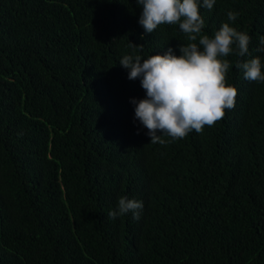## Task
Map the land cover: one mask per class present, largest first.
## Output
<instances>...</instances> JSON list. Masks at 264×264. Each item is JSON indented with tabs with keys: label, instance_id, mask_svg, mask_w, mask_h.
Segmentation results:
<instances>
[{
	"label": "trees",
	"instance_id": "trees-1",
	"mask_svg": "<svg viewBox=\"0 0 264 264\" xmlns=\"http://www.w3.org/2000/svg\"><path fill=\"white\" fill-rule=\"evenodd\" d=\"M141 12L0 0V264H264V82L235 66L264 63V0L201 6L202 34L228 22L251 37L226 57L235 107L164 145L135 118L146 92L119 61L130 43L147 58L191 41L178 24L145 33ZM121 196L143 201L139 220L108 217Z\"/></svg>",
	"mask_w": 264,
	"mask_h": 264
},
{
	"label": "clouds",
	"instance_id": "clouds-1",
	"mask_svg": "<svg viewBox=\"0 0 264 264\" xmlns=\"http://www.w3.org/2000/svg\"><path fill=\"white\" fill-rule=\"evenodd\" d=\"M136 3L142 8L138 23L145 33L155 32L162 24H178L191 43L178 45L180 55L169 47L165 54L147 58L137 54L143 51V45L130 43L133 54L124 55L119 64L128 70L129 80H140L146 92L143 99L131 100L135 118L147 129L152 144L183 139L193 130L202 133L205 126H214L224 118L226 110L235 107L238 91L227 83L231 63L226 57L234 51L240 57L248 54L251 37L228 22L212 36L202 34L205 21L200 8L211 10L216 0H136ZM238 15L229 11L228 21H235ZM259 44L257 51L264 52V36L259 37ZM235 66L243 70L245 79L264 82V63L259 56ZM143 207V201L121 196L108 217L116 219L131 213L134 220H139Z\"/></svg>",
	"mask_w": 264,
	"mask_h": 264
}]
</instances>
